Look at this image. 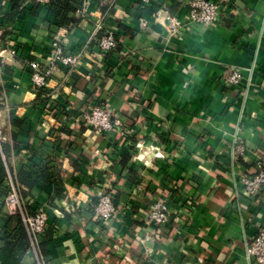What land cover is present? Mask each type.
Listing matches in <instances>:
<instances>
[{
  "label": "crops",
  "instance_id": "0c3cea01",
  "mask_svg": "<svg viewBox=\"0 0 264 264\" xmlns=\"http://www.w3.org/2000/svg\"><path fill=\"white\" fill-rule=\"evenodd\" d=\"M82 2L66 15L75 23L61 27L62 17L34 0H20L18 14L13 0H0V53H7L0 55L7 148L0 152L14 179L40 175L24 189L28 196L19 192L27 210L47 215L45 257L50 264H252L264 192L250 198L239 178L264 161V0H221V26L176 35L154 12L163 2L184 21L189 0ZM110 31L120 50L101 62L96 38ZM55 41L79 63L55 72L39 102L28 63H46ZM234 69L245 92L226 82ZM100 100L126 133L98 134L78 122ZM236 137L247 151L234 161ZM111 189L119 215L106 226L94 221L92 206ZM166 198L171 220L158 233L144 216ZM2 200L0 245L11 231ZM26 264H38L31 249Z\"/></svg>",
  "mask_w": 264,
  "mask_h": 264
},
{
  "label": "built area",
  "instance_id": "2783aa9c",
  "mask_svg": "<svg viewBox=\"0 0 264 264\" xmlns=\"http://www.w3.org/2000/svg\"><path fill=\"white\" fill-rule=\"evenodd\" d=\"M39 6L48 8L51 0H34ZM143 7L152 5L154 1L162 0H137ZM189 9L186 19L182 21L175 15H170L165 4L154 12L157 19H164L167 27L172 35L180 33L185 27L196 33L201 28L214 29L221 26L226 13L222 8L221 0H189ZM231 16V14L229 13ZM99 29H102L99 27ZM101 62L111 53L115 52L118 47V38L110 31L101 39H97ZM79 63L77 56L69 55L65 52L64 45L60 41H55L52 50L47 57L46 63L30 61L29 67L33 72V82L35 92L47 86L48 80L59 69L66 74L73 72ZM2 76V61L0 60V77ZM242 73L239 69H234L232 75L227 79V84L233 86L236 90L244 91L242 84ZM51 116L56 113L55 109H50ZM56 115V114H55ZM78 122L87 130H92L98 134L111 131L113 129L126 130L123 121L119 116L115 115L109 108L105 100L95 101L87 108L80 111ZM68 121V120H67ZM67 125V122H65ZM62 126V125H61ZM124 131V133H126ZM123 133V134H124ZM6 141L3 129L0 128V150ZM246 146L241 138L236 137L233 143L231 156L235 161L246 155ZM239 183L244 187L245 193L250 198H256L264 192V161L260 159L257 162V170L252 175H243L239 178ZM8 185L10 190L4 198V204L9 217L20 216L31 238V250L33 251L38 264H50L47 258L41 253L40 240L46 235L48 230V218L43 209L35 210L29 213L20 192L17 190L14 178L9 174ZM115 190L111 189L104 192L98 201L92 206L93 219L95 222L108 226L112 221L116 220L119 212L116 206ZM172 202L169 199H159L154 202L146 211L144 221L147 226L154 227L156 232L161 233L166 225L170 223L172 210ZM252 264H264V218L262 224L250 244L247 254ZM146 264H153L148 261Z\"/></svg>",
  "mask_w": 264,
  "mask_h": 264
},
{
  "label": "trees",
  "instance_id": "16d2710c",
  "mask_svg": "<svg viewBox=\"0 0 264 264\" xmlns=\"http://www.w3.org/2000/svg\"><path fill=\"white\" fill-rule=\"evenodd\" d=\"M20 0H13L14 3V11L15 13H20L21 9L19 7ZM83 4L82 0H51L49 5V9H51L55 14L61 18L60 26L63 27L67 23L70 22L75 23V21H70L67 19L66 15L69 12H76L77 7H80ZM75 6V7H74ZM123 29H126L124 25H121ZM120 50V43H118L117 50ZM115 51V52H116ZM113 52H111L106 58H108ZM46 89H40L37 91V101H41L46 99L47 96ZM60 108V109H58ZM64 108V109H63ZM66 106H57L56 109L63 111H59L58 113L62 116H69L70 113L66 111ZM4 145V144H3ZM3 155H4V146ZM7 151V150H6ZM48 169H45L46 172ZM34 172V173H33ZM32 173H28L26 171H22L19 173L18 177L14 179L15 186L18 191H21L23 197L28 196V193L24 191V189L31 190L36 183V180L39 178L38 172L35 170ZM9 178V169L6 161L3 159L2 153L0 152V205H2L6 195L10 190V186L8 185ZM1 209V208H0ZM28 212L32 213V207L28 206ZM6 228L11 230L10 232L5 233L6 235L1 239L0 245V264H26V254L32 248L31 247V238L29 233L21 219L20 216L8 217L6 222ZM156 238L161 239V235H156ZM41 253L45 256V243L40 244Z\"/></svg>",
  "mask_w": 264,
  "mask_h": 264
},
{
  "label": "clouds",
  "instance_id": "9594fccd",
  "mask_svg": "<svg viewBox=\"0 0 264 264\" xmlns=\"http://www.w3.org/2000/svg\"><path fill=\"white\" fill-rule=\"evenodd\" d=\"M0 55H5V56H6V55H7V53H0Z\"/></svg>",
  "mask_w": 264,
  "mask_h": 264
}]
</instances>
